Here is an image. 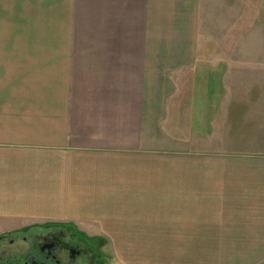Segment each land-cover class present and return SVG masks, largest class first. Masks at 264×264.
Segmentation results:
<instances>
[{
    "label": "crops",
    "instance_id": "0c3cea01",
    "mask_svg": "<svg viewBox=\"0 0 264 264\" xmlns=\"http://www.w3.org/2000/svg\"><path fill=\"white\" fill-rule=\"evenodd\" d=\"M199 11L0 0V227L69 222L114 236L119 264L264 263V155L184 146L219 83Z\"/></svg>",
    "mask_w": 264,
    "mask_h": 264
},
{
    "label": "rangeland",
    "instance_id": "374dc122",
    "mask_svg": "<svg viewBox=\"0 0 264 264\" xmlns=\"http://www.w3.org/2000/svg\"><path fill=\"white\" fill-rule=\"evenodd\" d=\"M199 17L198 50H202L204 54H212V58L206 61H211L212 66L218 64L219 83H215V89L207 92L209 100L206 98V90L196 92V109L204 106L210 112L213 123L211 129L208 123L196 124L195 126H205L202 131L205 135H200L197 131L191 132V126L194 127V124L188 123L186 119L188 131L185 134L189 137L186 138L187 144L184 146L191 152L203 149L227 153L232 157L262 156L264 0H200ZM203 101H207V105ZM201 104L203 106H200ZM189 109L187 106L186 111ZM213 115L216 117L213 118ZM206 126L209 133H205ZM6 229L9 230L6 226L0 227V232ZM100 237L104 239V245L100 249L106 257V264H119L114 258V236ZM152 237L161 239V236L133 235L143 248L147 247L145 241ZM160 245L162 246L161 241ZM145 254L152 264H158L156 258L159 252Z\"/></svg>",
    "mask_w": 264,
    "mask_h": 264
},
{
    "label": "flooded vegetation",
    "instance_id": "af4514ba",
    "mask_svg": "<svg viewBox=\"0 0 264 264\" xmlns=\"http://www.w3.org/2000/svg\"><path fill=\"white\" fill-rule=\"evenodd\" d=\"M104 239L69 222H46L0 232V264H106Z\"/></svg>",
    "mask_w": 264,
    "mask_h": 264
},
{
    "label": "trees",
    "instance_id": "16d2710c",
    "mask_svg": "<svg viewBox=\"0 0 264 264\" xmlns=\"http://www.w3.org/2000/svg\"><path fill=\"white\" fill-rule=\"evenodd\" d=\"M32 226H34V225H32Z\"/></svg>",
    "mask_w": 264,
    "mask_h": 264
}]
</instances>
